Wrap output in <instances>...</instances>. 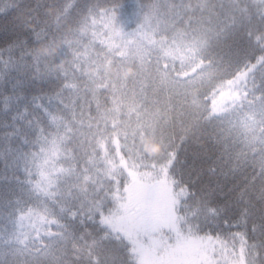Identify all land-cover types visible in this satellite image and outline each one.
<instances>
[{
    "label": "snow or ice",
    "instance_id": "6c2138e0",
    "mask_svg": "<svg viewBox=\"0 0 264 264\" xmlns=\"http://www.w3.org/2000/svg\"><path fill=\"white\" fill-rule=\"evenodd\" d=\"M0 164V264H264V0H7Z\"/></svg>",
    "mask_w": 264,
    "mask_h": 264
},
{
    "label": "trees",
    "instance_id": "16d2710c",
    "mask_svg": "<svg viewBox=\"0 0 264 264\" xmlns=\"http://www.w3.org/2000/svg\"><path fill=\"white\" fill-rule=\"evenodd\" d=\"M119 2L120 3H130L131 0H119ZM6 4H7V0H0V8L4 7ZM0 167H2V164H0Z\"/></svg>",
    "mask_w": 264,
    "mask_h": 264
}]
</instances>
